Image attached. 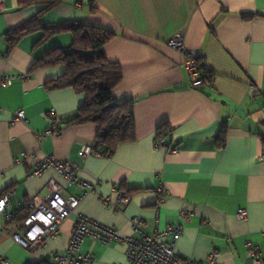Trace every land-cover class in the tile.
Wrapping results in <instances>:
<instances>
[{"label": "crops", "instance_id": "obj_1", "mask_svg": "<svg viewBox=\"0 0 264 264\" xmlns=\"http://www.w3.org/2000/svg\"><path fill=\"white\" fill-rule=\"evenodd\" d=\"M65 0L44 12V24L77 20L112 30L104 46L110 62L117 63L122 78L113 90L122 101L134 100L136 139L121 144L112 157L80 150L94 146V124L66 121L84 103L85 95L71 87L51 90L47 82L63 74V66L33 68L41 56L68 47L73 35L59 33L35 46L36 31L23 36L12 49L7 33L39 14L43 5L23 7L4 0L0 10V73L18 75L0 83V194L12 190L9 210L21 212L34 196H45L53 184L65 196L79 195L83 187L67 185L53 168L29 176L48 156L79 164V177L98 180L77 211L122 234H138L131 219L145 220L147 233L182 226L176 251L203 260L218 251L222 264H255L247 242L264 256V0ZM250 15V16H249ZM184 34L191 50L203 52L210 81L192 86L184 66V53L169 44ZM204 75H206V72ZM28 75L21 78V75ZM24 109L28 122H12ZM63 118L61 132L43 136L51 125L49 111ZM171 126L168 147L156 145V130ZM224 134L225 142L218 140ZM24 160L17 162V158ZM163 186L164 193L158 188ZM132 190V191H130ZM120 191L131 201L116 202ZM107 196L117 206L106 207ZM162 197V198H161ZM161 198V199H160ZM190 211L181 214V209ZM247 210L241 219L239 209ZM76 223L70 215L46 245L30 251L14 240L22 228L0 212V264H28L48 260L52 252L67 249ZM170 239V238H169ZM123 243L105 245L86 237L80 252H91L92 264L125 261Z\"/></svg>", "mask_w": 264, "mask_h": 264}, {"label": "built area", "instance_id": "obj_2", "mask_svg": "<svg viewBox=\"0 0 264 264\" xmlns=\"http://www.w3.org/2000/svg\"><path fill=\"white\" fill-rule=\"evenodd\" d=\"M4 0H0V10L3 9ZM169 44L176 50L184 53V66L192 81V86L202 85V70L199 59L204 55L200 50H191L186 47L184 34L174 35ZM28 75H21V78H27ZM19 78L18 75L10 73H0V83L10 84ZM51 125L47 128L43 136L59 134L62 128L63 118L58 116L55 110L49 111ZM28 122L29 118L24 109L17 110L12 122ZM158 147H168L165 139H156ZM93 147L87 146L80 150L79 155L82 158H88L93 155ZM17 158L20 162L25 159ZM264 158V154L261 156ZM49 168H53L62 175L67 185L78 184L83 187L79 195H63L56 186L48 184V192L45 196H34L28 203L30 212L22 222V228L13 234L14 240L22 244L30 251L46 245L47 240L58 234L61 224L72 214L76 215V223L69 245L64 251L52 252V258L57 264H92L95 257L91 252H80L82 242L86 237H91L102 242L105 245L112 243H123L126 246L125 261H116L113 264H222L218 251L210 253L203 260H192L181 256L175 248L177 240L182 235V226H170L165 231H155L150 234L144 230L145 220L140 217L131 219L132 229L138 234H122L116 227L105 224L85 213L78 212L83 198L89 193L97 191L98 180H86L79 177L82 167L79 164L70 161L57 160L48 156L39 166L33 169L29 176L42 175ZM160 193H164L163 186L158 188ZM12 190L0 194V212L6 215L8 222L16 220L17 212L9 210V201ZM103 204L108 208L116 209L117 206L107 196L101 197ZM131 201V194L128 191H120L116 200L117 203L126 205ZM190 211L185 207L181 209L182 215L189 214ZM237 215L245 219L248 215L246 209H239ZM264 236V232H263ZM170 238V239H169ZM248 257L255 264H264V256L258 246L251 241L247 242ZM2 263L8 264L9 260L2 257Z\"/></svg>", "mask_w": 264, "mask_h": 264}, {"label": "trees", "instance_id": "obj_3", "mask_svg": "<svg viewBox=\"0 0 264 264\" xmlns=\"http://www.w3.org/2000/svg\"><path fill=\"white\" fill-rule=\"evenodd\" d=\"M18 1L23 7L43 5L44 8L39 14L8 31L9 48L12 49L23 36L36 31H41L42 36L35 46L44 44L49 38L59 33L68 32L73 35V42L70 46L55 48L39 57L34 62L33 68L54 66L65 68L62 75L47 82V87L51 90L71 87L76 92L85 95L84 103L66 122L96 125L94 154L112 157L121 144L136 139L134 100L129 98L120 101L114 96L113 90L122 78V71L117 63L107 59L104 52V46L113 39L115 33L103 26L77 20L50 24L40 21L44 12L53 9L65 0ZM93 1L90 0L91 11L96 9ZM199 64L202 70V83L210 81L212 75L205 70L202 58L199 59ZM203 71L206 72V75ZM171 131L169 124L161 125L156 130V139L167 140ZM223 139L224 134L218 138L220 142L224 143ZM29 212V205H27L23 211L17 213L16 221L22 223ZM28 264L57 263L41 260Z\"/></svg>", "mask_w": 264, "mask_h": 264}]
</instances>
